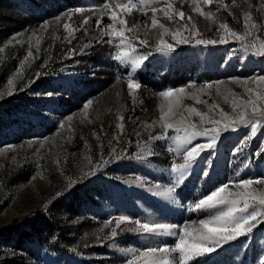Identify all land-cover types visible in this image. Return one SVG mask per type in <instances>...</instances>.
Wrapping results in <instances>:
<instances>
[{
    "label": "rangeland",
    "instance_id": "obj_1",
    "mask_svg": "<svg viewBox=\"0 0 264 264\" xmlns=\"http://www.w3.org/2000/svg\"><path fill=\"white\" fill-rule=\"evenodd\" d=\"M123 2L111 0L112 7ZM168 2L185 12L180 23L193 17L204 39H219L220 23L251 35L238 41L220 29L219 34L229 41L226 44L193 41L159 52L155 34L162 30L144 27L145 22L150 25L151 10L145 15L139 9L131 14L117 9L128 27L140 24L135 35L149 41L146 46L137 42L134 55L146 59L133 73L141 87L129 90L131 65L114 59L117 48L108 42L110 37L101 38L96 25L101 15L103 25L111 23V9L101 12L105 0H0V47L4 48L0 52V264H126L132 258L128 250L173 246L177 239L128 230L137 227L135 220L188 223L195 228L210 215L209 211H189L203 196L229 181L264 177V117H256L260 122L253 135L250 124L236 123L225 129L229 121L220 115L223 109L234 119L232 102L247 101L249 95L255 100L246 88L264 87V82L256 80L264 76V56L254 54L264 40V0H235V4L214 0L212 5L200 0L205 12L212 11L211 19L193 11L196 5L191 0H183L182 5L181 0ZM77 8L84 11L77 13ZM157 8L160 18L166 5ZM245 12L252 17L247 28ZM86 17L88 23L83 24ZM46 22L49 27L44 30L41 25ZM162 22L170 32L178 26ZM252 23L256 28H251ZM164 39L175 43L170 34ZM115 40L118 43L119 38ZM243 44L248 45V52ZM29 50L33 56L25 60ZM217 81L223 83L217 85ZM208 83L213 84L211 89L198 91ZM181 87L186 89L183 104L169 121H179L183 113L185 126L196 122L200 130L218 129L219 136L214 147L196 157L175 193L167 196L161 194L163 189L176 179L171 165L183 159L168 150L171 138L153 141L150 137L177 135L161 127L159 117L167 111L168 102L159 93ZM9 91L13 94L7 95ZM191 93L208 103H197ZM89 100L93 103L85 110ZM214 103L218 107L209 112L208 105ZM256 103L264 107V100ZM186 106L220 123L201 124L199 117L185 111ZM237 111H244L246 119L252 116L251 107L241 105ZM146 143L153 154L138 158ZM193 143L209 141L201 136ZM113 147L115 153H111ZM101 157L110 162L97 168ZM229 187L237 190L232 184ZM252 189L259 193L264 185H252ZM249 204L250 210L259 207L258 200ZM119 216L129 220L121 223L112 238L111 228ZM109 220L112 223L103 228ZM262 260L264 222H258L247 236L187 264H260Z\"/></svg>",
    "mask_w": 264,
    "mask_h": 264
},
{
    "label": "snow or ice",
    "instance_id": "obj_2",
    "mask_svg": "<svg viewBox=\"0 0 264 264\" xmlns=\"http://www.w3.org/2000/svg\"><path fill=\"white\" fill-rule=\"evenodd\" d=\"M196 7L193 11L199 12L201 16H204L208 19H211L213 16L212 11L205 12L200 7V0H191ZM214 0H203V4L212 5ZM166 5V10H163L162 17L158 18L156 12L158 10L157 6L160 4ZM235 4V0H233ZM183 0H181V5ZM228 7V5H224ZM110 14L108 18L111 23L103 25V15L98 16L96 25L100 29L101 38L108 36L111 39L109 43H113L117 48V54L114 56L116 61H119L121 64H130L132 71L128 74L127 77V87L129 90H136L141 87V85L133 78V73L137 67L143 62L146 57L134 55L136 51L137 42L139 45H148L149 41L147 38L139 39L138 35H135V31H138L140 24L134 23L131 27H128V21L125 18H122L118 15L117 9H120L123 12L131 14L134 10L139 9L145 15L147 14L146 10L150 9L152 16L150 18V25L146 22L144 24L145 29H157V27L162 30L158 31L155 34L157 44L156 50L159 52L172 51L175 46L180 43H192L194 41L197 45H215L217 43L226 44L228 39L225 38V35L219 34V30L223 29L224 33L227 36L234 38L238 41L243 40L246 36L251 35L247 30L244 33H239L232 30L227 23H220L217 29L219 39H204L203 34L200 29L197 27L192 16L187 17V22L180 23L184 21L185 12L179 9H175L173 3L168 2V0H125L123 3H116L115 7H112L111 0H105L101 8L103 13L105 10H109ZM77 13H82L84 9L77 8L75 9ZM173 12L176 15H173ZM70 15V14H69ZM245 25L247 28L248 22L252 20L250 13L245 12ZM57 20L60 18L57 17ZM163 20H167L169 23H176L178 26L174 31L170 32L169 27L165 26ZM83 24L88 23V18L86 17L83 21ZM119 24L120 27L117 28L116 25ZM49 27V22L41 25V28L47 30ZM68 24H64V28L69 29ZM251 28H256V24L252 23ZM187 31L188 35H184V32ZM127 33H134L133 36L126 35ZM171 35L172 41L175 43H169L164 39L165 35ZM35 35V33H33ZM149 35L148 31H145V36ZM115 38H119L118 43ZM99 42V41H98ZM37 45L40 43L39 39L36 41ZM84 47H88V44H85ZM255 49V44L252 45ZM242 48L245 52L249 51L248 45L243 44ZM4 48L0 47V52H3ZM255 55L264 56V40L261 41L260 48L256 49L254 52ZM33 53L31 50L28 51L25 56V60L29 57H32ZM39 75V74H37ZM259 82H264V76L256 78ZM11 84L12 81L10 80ZM219 85L222 84V81L214 82ZM195 85H190L189 87H194ZM213 87L212 83L204 85L198 91H204L205 89H211ZM246 92L249 94L255 95V100L252 99V95H249L247 101L240 100V103L237 104L234 100L232 102V111L235 113V118H229V114L223 109H220V115L222 119L228 120V123H225L224 128L228 129L232 127L233 124L240 123L244 125L251 126V133L255 135L257 130V125L259 120L256 119L257 116L264 117V107H258L256 101L264 100V87H247ZM217 95H221L219 88L216 89ZM13 92L9 91L7 95H12ZM186 89L184 87L178 89L169 88L165 91L159 93L160 97H163L167 103V111L163 112L159 120L161 122V127L163 129H171L177 135L168 137L165 135H156L151 136L150 140H159V139H169L173 141V145L169 147V151L173 152L176 156H180L183 159V163H173L171 165V172L175 174V181L168 187L164 188L162 195L171 196L175 193L176 189L183 182L184 177L187 175V170L195 162L196 157L200 155L205 148L214 147L216 140L219 136L218 129H203L200 130L197 127L196 122H190L187 126L184 125V116L183 113H180V120L169 121V117L176 115V110L180 108L183 104L185 98ZM191 97H195L197 103L207 104L206 100L201 101L195 93L188 94ZM228 98L225 97L227 102ZM93 101L89 100L84 104L83 108L87 110ZM243 105L244 108L251 107L252 116L249 119L245 118L244 111H237L238 108ZM214 107H218L215 103L208 105V111L211 112ZM185 111L190 115L194 114L199 117L201 124L209 122L212 124H219L220 120L209 116L207 113L199 111L195 107L186 106ZM86 115V113H85ZM120 120H123V116L118 117ZM68 121L73 119L72 116H69ZM155 123V122H153ZM65 125L61 124L60 127L63 128ZM119 128H123V124L118 125ZM150 127V125H149ZM215 133V134H212ZM206 137L209 141L206 145H201L199 143L194 144L198 137ZM99 139V137H97ZM119 142V137L115 138ZM43 147V144H41ZM102 147V146H101ZM116 149L113 147L111 153H115ZM151 147L146 143L144 146H141V154L138 158H143L149 155H152ZM123 158V157H119ZM89 159V163H91ZM110 161L103 159L101 157L99 163L96 167H100L108 164ZM94 174V173H89ZM206 174V173H205ZM139 179V178H138ZM72 181H69V187L72 185ZM232 184L237 189L232 191L229 185ZM252 185H264V177L259 178H250V179H241L239 181H229L218 187H216L210 194L203 196L199 199L194 205L189 207V211H209L210 215L207 218L200 219L198 221V227L193 228L192 224H184L183 226H178L170 223L162 222H142L140 220H135L134 223L137 225L135 228L128 229L130 231L138 232L141 234L147 235H169L177 237L176 242L173 246L163 245L159 247H147L144 250L134 251L128 250L132 254V258L126 261V264H187L194 257H198L207 253L215 251L218 247H221L223 244L229 243L236 240L238 237L244 235L247 236L256 226L258 222H264V191L259 193L255 189L249 190ZM159 188V185H157ZM249 200H252L254 203L258 200L259 207L253 206L250 210ZM214 210V211H213ZM259 218V220H258ZM129 217L119 216L115 218V227L111 228V237L115 238L118 235L117 229L120 228V225L124 221H128ZM112 223L111 220L103 224V228H108ZM103 230V229H101ZM260 264H264V260L260 261Z\"/></svg>",
    "mask_w": 264,
    "mask_h": 264
}]
</instances>
